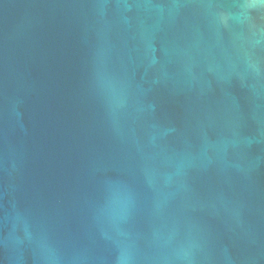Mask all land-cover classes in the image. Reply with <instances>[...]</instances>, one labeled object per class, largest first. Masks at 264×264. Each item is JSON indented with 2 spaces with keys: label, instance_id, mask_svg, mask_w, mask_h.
<instances>
[{
  "label": "water",
  "instance_id": "1",
  "mask_svg": "<svg viewBox=\"0 0 264 264\" xmlns=\"http://www.w3.org/2000/svg\"><path fill=\"white\" fill-rule=\"evenodd\" d=\"M0 264H264V0H0Z\"/></svg>",
  "mask_w": 264,
  "mask_h": 264
}]
</instances>
